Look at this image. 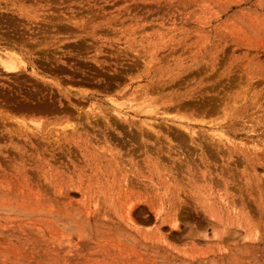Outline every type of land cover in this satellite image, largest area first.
Listing matches in <instances>:
<instances>
[{"label": "rangeland", "instance_id": "obj_1", "mask_svg": "<svg viewBox=\"0 0 264 264\" xmlns=\"http://www.w3.org/2000/svg\"><path fill=\"white\" fill-rule=\"evenodd\" d=\"M13 49L0 264H264V0H0Z\"/></svg>", "mask_w": 264, "mask_h": 264}, {"label": "bare ground", "instance_id": "obj_2", "mask_svg": "<svg viewBox=\"0 0 264 264\" xmlns=\"http://www.w3.org/2000/svg\"><path fill=\"white\" fill-rule=\"evenodd\" d=\"M4 50V49H3ZM2 50V52H4L3 54H1L0 53V63L2 64V66L4 67V68H6L7 69V71L9 70H14V69H16L17 67L19 68V66L20 65H18V63L19 62H21V63H23V62H25L23 59H25V58H22V56H20L19 54L20 53H18V52H16V51H14V49H13V51L11 50V52H5V51H3ZM7 51V50H6ZM138 61V60H137ZM20 64V63H19ZM33 64V63H32ZM34 65V64H33ZM22 69V68H21ZM17 70V69H16ZM24 70H25V68H24ZM35 71V70H34ZM37 71V70H36ZM235 75V74H234ZM236 77V76H235ZM160 89V88H159ZM164 89V88H163ZM156 90V89H155ZM153 91V90H152ZM150 96H151V94H150ZM166 98V97H165ZM153 99V98H152ZM156 98H154V100H155ZM127 101V100H126ZM132 101V100H131ZM167 101V100H166ZM115 102V101H114ZM144 102H145V100H144ZM143 102V103H144ZM143 103H142V105H143ZM149 104H151L150 102H148ZM148 103L146 104V106L148 105ZM170 103V102H169ZM118 104V103H117ZM130 104V103H129ZM129 104H128V106H129ZM167 104V103H166ZM172 104V103H171ZM121 105V104H120ZM140 105V104H139ZM123 106V105H122ZM134 106V105H133ZM141 106V105H140ZM146 106H144V108L146 107ZM149 106V105H148ZM182 106V105H181ZM219 107H220V105H218ZM36 107H38V106H36ZM153 106L151 105V107H150V109L152 108ZM168 107V106H167ZM217 107V106H216ZM218 107V108H219ZM112 108V107H111ZM131 108V107H130ZM139 108V107H138ZM140 109V108H139ZM142 109H143V107H142ZM149 110V109H148ZM159 110V109H158ZM162 110V109H161ZM167 110V109H166ZM144 111H146V110H144ZM165 111V110H164ZM163 111V112H164ZM169 111V110H168ZM167 111V112H168ZM115 112V111H114ZM116 113H117V111H116ZM119 114H121V112H118ZM145 113V112H144ZM243 113V112H242ZM150 114V113H149ZM97 115V114H96ZM126 115V114H125ZM122 116V115H121ZM243 116V115H242ZM180 117V116H179ZM186 117V116H185ZM103 118V117H102ZM127 118V117H126ZM110 119V118H109ZM180 119V118H179ZM182 119V118H181ZM190 119V118H189ZM5 120V119H4ZM3 120V121H4ZM124 120H125V118H124ZM188 120V119H187ZM145 121V120H144ZM143 121V122H144ZM201 121V120H200ZM204 121V120H203ZM111 122H113V121H111ZM148 121H146V123H147ZM95 123V122H94ZM98 124H99V122H97ZM142 123V122H141ZM150 123V122H149ZM102 124V123H101ZM126 124V123H125ZM148 124V123H147ZM168 124V123H167ZM170 124V123H169ZM183 124V123H182ZM182 124H180L181 126H182ZM220 124V123H219ZM67 125V124H66ZM100 125V124H99ZM113 125V124H112ZM118 125V124H117ZM122 125H123V123H122ZM150 125H151V123H150ZM186 125H188V123H186ZM217 125V124H216ZM221 125V124H220ZM220 125H219V128H223V127H220ZM223 125V124H222ZM68 126V125H67ZM125 126V125H124ZM145 126H147V125H145ZM148 126H149V124H148ZM152 126V125H151ZM151 126H150V128H151ZM173 126V125H172ZM175 126V125H174ZM224 126V125H223ZM105 127V126H104ZM123 127V126H122ZM121 127V128H122ZM132 127V126H131ZM133 127H135V126H133ZM132 127V128H133ZM137 127H139V128H141L140 126H137ZM182 127H185V125L184 126H182ZM182 127H180V128H182ZM192 127V126H191ZM73 128V127H72ZM131 128V129H132ZM149 128V127H148ZM177 128H179V127H177ZM188 128V127H187ZM217 128H218V126H217ZM218 128V129H219ZM20 129V128H19ZM25 129V128H24ZM142 129V128H141ZM167 130H168V128H166ZM184 129V128H183ZM191 129V128H190ZM123 130V129H122ZM152 130H154V129H152ZM172 130H173V128H172ZM181 130V129H180ZM187 130V129H186ZM188 130H189V128H188ZM66 131V130H65ZM148 131V130H147ZM191 131V134L193 133V131H192V129L190 130ZM223 131V130H222ZM144 132V131H143ZM170 132V131H169ZM183 132V131H182ZM45 133V132H44ZM178 133V132H177ZM219 133V132H218ZM222 133V132H221ZM116 134V133H115ZM196 134V132L194 133V135ZM208 134V133H207ZM47 135V134H46ZM49 135V134H48ZM109 135V134H108ZM130 136H131V134H129ZM136 136H137V134H135ZM220 135V134H219ZM222 135H224V134H222ZM209 136V135H208ZM213 136V135H212ZM48 138L50 137V136H47ZM140 137V136H139ZM151 137V136H150ZM186 137H187V135H186ZM220 137H222L221 135H220ZM111 138V137H110ZM141 138V137H140ZM195 138V137H194ZM193 138V139H194ZM197 138V137H196ZM207 138V137H206ZM216 138V137H215ZM108 139V138H107ZM137 139H138V137H137ZM148 139H150V138H148ZM181 139H182V136H181ZM209 139H210V136H209ZM220 139V138H219ZM226 139H228V138H226ZM109 140V139H108ZM132 140V139H131ZM138 140H140V139H138ZM192 140V139H191ZM201 140V139H200ZM206 140V139H205ZM216 140H218V139H216ZM98 141V140H97ZM182 141H184L183 139H182ZM213 141H215V140H213ZM131 142V141H130ZM140 142V141H139ZM181 142V141H180ZM185 142H187V141H185ZM220 142V141H219ZM97 144H99L98 142H97ZM136 144V143H135ZM141 143H139V145H140ZM143 144V143H142ZM154 144H156V143H154ZM149 145V144H148ZM182 145V144H181ZM194 145V144H193ZM216 145V144H215ZM141 146H143V145H141ZM151 146V145H150ZM179 146V145H178ZM220 146V145H219ZM110 147V146H109ZM136 147V146H135ZM137 147H139V146H137ZM153 147V146H152ZM174 147V146H173ZM213 147V146H212ZM180 148V147H179ZM217 148V147H216ZM141 149H143L142 147H141ZM148 149V148H147ZM146 149V150H147ZM153 149V148H152ZM177 149V148H176ZM211 149H214V148H211ZM116 150V149H115ZM148 150H150V149H148ZM205 150V149H204ZM212 151V150H211ZM257 151V150H256ZM124 152V151H123ZM149 152V151H148ZM142 153H143V151H142ZM128 154V153H127ZM184 155V154H183ZM185 156V155H184ZM192 156V155H191ZM106 157V156H105ZM179 157V156H178ZM161 158V157H160ZM182 158V157H181ZM184 158V157H183ZM212 158V157H211ZM210 158V159H211ZM190 159V158H189ZM117 164V163H116ZM197 165V164H196ZM220 173V172H219Z\"/></svg>", "mask_w": 264, "mask_h": 264}]
</instances>
